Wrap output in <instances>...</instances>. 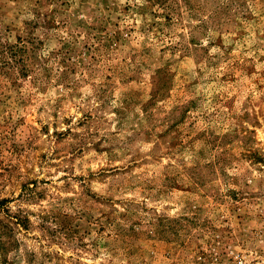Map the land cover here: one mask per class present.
<instances>
[{
  "label": "rangeland",
  "instance_id": "obj_1",
  "mask_svg": "<svg viewBox=\"0 0 264 264\" xmlns=\"http://www.w3.org/2000/svg\"><path fill=\"white\" fill-rule=\"evenodd\" d=\"M0 264H264V0H0Z\"/></svg>",
  "mask_w": 264,
  "mask_h": 264
}]
</instances>
